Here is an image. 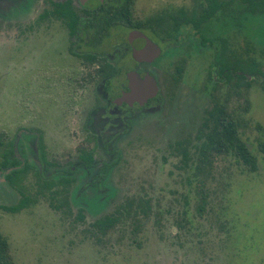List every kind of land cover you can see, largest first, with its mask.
I'll return each mask as SVG.
<instances>
[{"label": "rangeland", "instance_id": "1", "mask_svg": "<svg viewBox=\"0 0 264 264\" xmlns=\"http://www.w3.org/2000/svg\"><path fill=\"white\" fill-rule=\"evenodd\" d=\"M195 3L135 0V19L192 10ZM7 21L0 20V134L15 141L18 157L35 162L38 132L47 160L70 161L65 168L84 145L86 119L100 102L98 86L74 83L85 70L56 54L43 34L18 35L27 21L21 27ZM234 23L209 24L204 31L223 36L237 52L245 38L263 47L264 16L250 17L243 31ZM193 35L185 29L181 45L143 67V74L156 77L161 99L138 112L127 132L124 125L118 129L124 134L109 150L112 155L96 148L99 161L114 163L100 187L84 189V172L75 174L71 216L53 211L44 200L15 215L0 210V232L15 264H264V88L260 82L239 87L236 79H218L212 50H198ZM139 59L142 54L133 51L123 63L132 69ZM126 72L121 69L118 79L123 83ZM216 103L225 104L236 120L240 137L258 159L256 172L233 154L216 155L202 176L195 168H179L177 144H200L197 135ZM2 179L0 173V205H16L19 193ZM140 198L149 201V215L126 217L106 234L93 227Z\"/></svg>", "mask_w": 264, "mask_h": 264}, {"label": "trees", "instance_id": "2", "mask_svg": "<svg viewBox=\"0 0 264 264\" xmlns=\"http://www.w3.org/2000/svg\"><path fill=\"white\" fill-rule=\"evenodd\" d=\"M131 5L134 0H130ZM237 6V7H236ZM254 16H264V0H196L192 10L181 8L173 13H157L144 21H132L133 29L150 31L156 30L165 33L169 43L175 46L182 44L180 36L185 29L194 31L198 50L211 49L213 54L212 66L218 79L229 82L236 79L240 87H250L253 82H260L264 88V43L260 47L253 40L244 39V48L241 52L231 48L228 40L221 35L210 36L205 33L204 26L209 24H225L235 21L239 30H242L245 22ZM234 23V24H235ZM197 36V37H196ZM182 67H177V77L182 74ZM177 81L175 77L174 82ZM197 142L192 145L196 150L197 159H194L190 142H179L176 152L181 156L180 169L195 168L198 176H202L204 168L212 164L216 155L236 156L251 172L258 170V159L252 153L248 145L239 135L238 124L234 117L228 113L225 104L216 103L211 111H208L199 133ZM42 144V145H41ZM40 160L46 166H54V162L47 160L43 145V137L40 138ZM15 141L9 139L5 133L0 134V168L11 169L6 175L10 187L20 195V201L13 206L0 205V210L8 214H19L31 209L41 201H47L50 209L65 216L73 214L72 190L76 179L67 175H53L51 179H44L43 174L35 169L34 179H30L29 173L34 168L26 164L18 168L20 162L16 157ZM264 152V145H261ZM93 150L81 148L79 159L88 166L94 163ZM175 153V148H174ZM114 163L104 166L102 176H108ZM72 170L70 175H72ZM103 181H100L102 184ZM204 201V198H202ZM151 212L149 201L144 199L135 200L134 203L120 205L115 213L98 219L93 227L103 234L115 229L126 217L147 216ZM79 219H83V210L79 211ZM0 264H15L10 253L8 239L0 232Z\"/></svg>", "mask_w": 264, "mask_h": 264}, {"label": "flooded vegetation", "instance_id": "3", "mask_svg": "<svg viewBox=\"0 0 264 264\" xmlns=\"http://www.w3.org/2000/svg\"><path fill=\"white\" fill-rule=\"evenodd\" d=\"M134 8L135 0L132 5L130 0H0L1 21L8 20L6 24H18L16 27H21L19 24L27 21V28H17L18 35H27L34 39L37 35L43 34L49 47L57 49L56 54L59 56L64 54L66 58L72 60L71 64L76 70H85L84 76H81L83 74L81 73L79 77L74 78V83H91L98 86L99 106L95 107L94 113L88 115L82 131L84 135L87 134L82 148L95 151L94 163L88 166L79 159L78 155L77 161L65 168L64 166L70 161L62 165L54 162L53 167L46 166L40 160L41 135L37 132L34 137L39 146L34 147L35 162H30L25 156L18 157L19 155L16 154L20 162L18 168H23L26 164L34 168L29 173L30 179H34L35 169L43 174L44 179H51L53 175L58 174L76 179L75 174L83 171V176L87 180L84 189L100 187V181L107 178V176L103 177L101 172L105 165L112 163L99 161L96 148H102L112 155L113 153L109 150L113 148L112 146L116 144L121 134H124L118 129L124 125L127 132L132 126L131 119L138 112L148 110L154 103L160 101L159 93L157 97L149 99L143 106L138 102L130 104L121 100L124 93L130 91L129 73L135 72L144 80L148 75L156 79L150 72L143 74V67L154 65L170 47H177L174 43H169L168 39L163 38L165 33L161 30H156L153 34L150 31L133 29L131 20L138 21L135 19L137 17ZM134 31L142 32L152 42L154 41L151 36L156 37L161 45L154 43L160 47L161 54L151 63L144 60L136 61L132 69H129L123 62L134 51L130 43V35ZM159 36L163 37L159 38ZM121 69L127 70L125 83L118 80ZM113 84H115L114 88H112ZM15 149L17 152V148ZM71 170L72 175H70ZM11 171V169L0 168V173L3 175L2 183L8 184L6 175Z\"/></svg>", "mask_w": 264, "mask_h": 264}, {"label": "water", "instance_id": "4", "mask_svg": "<svg viewBox=\"0 0 264 264\" xmlns=\"http://www.w3.org/2000/svg\"><path fill=\"white\" fill-rule=\"evenodd\" d=\"M130 43L134 52L142 54V59L138 61L153 62L161 54L160 47L152 42L142 32L134 31L130 35ZM144 56V57H143ZM129 92L124 93L122 102L132 103L138 102L143 106L149 99L157 97L159 88L156 79L148 75L145 80L139 74L131 72L128 74Z\"/></svg>", "mask_w": 264, "mask_h": 264}]
</instances>
